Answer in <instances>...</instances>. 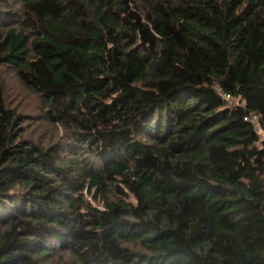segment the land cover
Listing matches in <instances>:
<instances>
[{
  "label": "trees",
  "instance_id": "16d2710c",
  "mask_svg": "<svg viewBox=\"0 0 264 264\" xmlns=\"http://www.w3.org/2000/svg\"><path fill=\"white\" fill-rule=\"evenodd\" d=\"M0 67V264H264V0H0Z\"/></svg>",
  "mask_w": 264,
  "mask_h": 264
},
{
  "label": "rangeland",
  "instance_id": "374dc122",
  "mask_svg": "<svg viewBox=\"0 0 264 264\" xmlns=\"http://www.w3.org/2000/svg\"><path fill=\"white\" fill-rule=\"evenodd\" d=\"M0 80L4 84L5 88V101L6 104L16 109L19 112H22L24 115L35 117L34 120H29L31 124L26 125V134L34 141L43 143V139H48L50 136L47 133H43L45 129L52 130L51 133H55V128H51L47 124L42 125L41 119H37L40 115L39 111V101L37 97L29 93L26 89L22 87L18 79L15 77L14 71L8 67H0ZM236 103V101L234 102ZM61 135V131H58ZM63 134V133H62ZM54 135V136H55ZM59 264H71V259L65 257L64 260H60Z\"/></svg>",
  "mask_w": 264,
  "mask_h": 264
}]
</instances>
